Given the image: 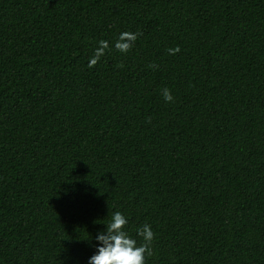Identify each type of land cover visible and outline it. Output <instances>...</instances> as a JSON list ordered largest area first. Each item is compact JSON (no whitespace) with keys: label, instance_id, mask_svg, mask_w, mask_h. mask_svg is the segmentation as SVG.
<instances>
[{"label":"trees","instance_id":"obj_1","mask_svg":"<svg viewBox=\"0 0 264 264\" xmlns=\"http://www.w3.org/2000/svg\"><path fill=\"white\" fill-rule=\"evenodd\" d=\"M115 211L146 264H264V0H0V264Z\"/></svg>","mask_w":264,"mask_h":264},{"label":"clouds","instance_id":"obj_2","mask_svg":"<svg viewBox=\"0 0 264 264\" xmlns=\"http://www.w3.org/2000/svg\"><path fill=\"white\" fill-rule=\"evenodd\" d=\"M137 38L135 33L123 32L115 47L126 52L131 46V41ZM108 47L107 41H101L95 56L90 61V67L103 55L104 49ZM179 48L169 49L175 54ZM166 102L173 100L169 89L163 90ZM128 217L120 211L111 213L108 223L94 237L95 252L88 258V264H146V256L152 255V242L155 234L151 225L144 224L137 229V235L142 238L138 241L125 231Z\"/></svg>","mask_w":264,"mask_h":264}]
</instances>
